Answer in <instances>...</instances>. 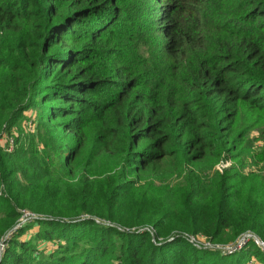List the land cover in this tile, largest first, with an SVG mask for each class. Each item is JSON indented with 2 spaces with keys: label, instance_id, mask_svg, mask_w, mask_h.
I'll use <instances>...</instances> for the list:
<instances>
[{
  "label": "trees",
  "instance_id": "16d2710c",
  "mask_svg": "<svg viewBox=\"0 0 264 264\" xmlns=\"http://www.w3.org/2000/svg\"><path fill=\"white\" fill-rule=\"evenodd\" d=\"M254 128L264 0H0V264H264L190 237L264 241Z\"/></svg>",
  "mask_w": 264,
  "mask_h": 264
},
{
  "label": "rangeland",
  "instance_id": "374dc122",
  "mask_svg": "<svg viewBox=\"0 0 264 264\" xmlns=\"http://www.w3.org/2000/svg\"><path fill=\"white\" fill-rule=\"evenodd\" d=\"M26 115H29V114H32L33 117H35V111H32L31 110H27L26 112ZM22 124L24 125V129H30V128H33V124H29V122H26L25 123V120H22ZM30 126V127H28ZM250 135L251 137H253V139H251V145H250V150L251 152L254 154V161L255 159L259 158V155L261 153L262 150H264V137L262 136V133L259 131V128H254L251 132H250ZM1 141H3V138L1 139ZM257 153V154H255ZM262 161H258L257 162V165L256 167H263L264 169V164H262L263 160H264V154L262 155L261 157ZM245 164L243 166V170L246 171V170H253L255 171L256 167L253 163H249L247 159H245ZM228 164H230V161L228 160H221L220 162H218L216 164V168L218 169H223L224 167H226ZM31 216V214L29 213H26L22 218L21 220H26L27 217ZM35 216V215H32V217ZM191 239H193L194 241L196 242H199V243H202L204 246H209V247H214V248H217L221 251H229V249H227V245L229 243H226V244H214V243H211L207 240H205L204 236H198V238H194L190 235ZM231 243V242H230ZM246 264H260L259 261H257L256 259H253L251 257V259H249Z\"/></svg>",
  "mask_w": 264,
  "mask_h": 264
},
{
  "label": "built area",
  "instance_id": "2783aa9c",
  "mask_svg": "<svg viewBox=\"0 0 264 264\" xmlns=\"http://www.w3.org/2000/svg\"><path fill=\"white\" fill-rule=\"evenodd\" d=\"M248 239H252L253 242L264 251V241L250 230H244L238 234L235 241L227 245V249H229V251L235 250L237 247L243 245ZM2 247L3 243H0V249H2Z\"/></svg>",
  "mask_w": 264,
  "mask_h": 264
}]
</instances>
